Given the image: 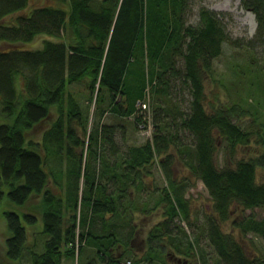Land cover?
Returning <instances> with one entry per match:
<instances>
[{
  "label": "trees",
  "instance_id": "16d2710c",
  "mask_svg": "<svg viewBox=\"0 0 264 264\" xmlns=\"http://www.w3.org/2000/svg\"><path fill=\"white\" fill-rule=\"evenodd\" d=\"M37 1L41 3L32 7ZM185 1L0 0V45H10L0 50V205L6 200L17 208L4 213L9 237L0 264L21 259L27 243L22 218L37 217L45 219L42 233L48 238L42 252L33 251L31 264H62L63 256L79 259L87 244L96 248L98 258L86 264L143 262L123 258L137 233L133 218L149 208L138 204V195L155 192L153 185L142 182L156 156H161L167 186L156 190L161 195L152 210L162 205L163 219L148 237L174 238V228L181 231L176 219L193 224L198 211L193 212L186 189L201 180L212 200V213H205L206 237L220 258L225 264H264L247 250L244 239L250 232L264 236V219H232L238 210L264 208V182L258 181V171L264 169V137L255 156H233L220 166L213 132H220L233 149L250 147L252 132L233 123L230 108L206 112L203 74L211 75L212 61L232 38L219 13L206 7L199 11V25L186 26L181 19ZM242 5L254 13L256 37L264 39V0H242ZM42 35L54 39H44L35 49L23 46ZM185 37L190 40L183 42ZM177 54L184 58L183 72L177 67ZM181 75L194 89L191 116L181 123L195 135L193 148L180 143L178 134L154 131L153 140L121 151L115 126L94 124L90 131L89 115L69 90L72 84L88 80L87 89L92 96L96 93L97 103L108 91L110 108L132 115L154 80V94L164 98L170 94L171 80ZM118 96L121 101H116ZM138 123L139 119V128ZM44 124L36 138V128ZM174 146L188 170L181 178L174 170L176 158L170 151ZM79 147L82 151L77 153ZM53 155L69 161L67 185L72 193L67 199L59 173L48 163ZM28 203L32 211L25 212ZM231 219L241 239L223 231L222 225ZM199 239L178 238L176 251L187 258L193 253L201 260L193 252L199 250ZM123 245V252L114 250ZM201 261L210 264L205 258Z\"/></svg>",
  "mask_w": 264,
  "mask_h": 264
},
{
  "label": "rangeland",
  "instance_id": "374dc122",
  "mask_svg": "<svg viewBox=\"0 0 264 264\" xmlns=\"http://www.w3.org/2000/svg\"><path fill=\"white\" fill-rule=\"evenodd\" d=\"M40 3L37 1L33 3L32 7ZM202 7L219 13L227 32L232 38L229 43L223 44L222 54L212 61L211 75L208 73L203 74L205 77L204 108L208 114L230 108L232 109L230 117L233 123L235 122L244 131L252 132L248 142L250 147L239 145L236 149H233L231 144H228V140L220 132L217 130L213 132L218 142L217 156L219 163L221 167H224L227 158L233 156L249 158L262 150L261 136L264 137V39L256 37L258 32L256 17L252 11L243 7L242 0H186L181 13V19L186 26L199 25V11ZM165 13V7L162 4L160 8L162 30H164L165 25L163 18ZM47 38L54 39L51 36L42 35L31 43H24L23 46L32 49L39 48L42 46L44 39ZM189 40V37L182 39L183 42H188ZM8 47L10 45L1 44L0 50ZM183 48H186V44H184ZM176 61L177 67L183 72V56L177 54ZM156 81L154 80L152 88V85H148L145 91V97H147V91L151 88L150 109L141 111L137 110L136 106V112L132 115H120L114 112L110 108L111 98L108 91H103V101L100 104L97 103L96 93L92 96L87 89L88 80L72 84L69 90L80 101L84 113L89 115L88 129L90 131L94 124L101 125L102 123L115 126V138L121 151H126L130 146H141L149 139H152L143 134L137 126V119L144 114L152 116L155 133L178 134L180 143L193 148L196 143L195 135L181 127L183 119L191 116L192 113L194 89L191 83L185 81L183 75L179 78L174 77L171 80L170 94L168 93L164 98H157L154 94V87L157 86ZM151 82L152 80L149 83L151 84ZM116 101H121V97L118 96ZM44 126L45 124L36 128L34 132L36 138L41 137V130ZM79 134L82 139L85 138L81 128L79 129ZM81 151L82 147L76 148L77 153ZM170 151L176 158L174 165L176 176L178 178L186 176L188 173L187 167L178 157L175 146L171 147ZM160 159L161 156H156L152 164L147 166L148 173L144 175L142 185L145 184L146 187L147 185H153L155 192L138 195V204L142 207L143 204H146L149 208L145 212L136 213L135 219L133 218V221L136 220L138 222L135 227L137 233L132 240L133 246L124 253L125 257L123 259L142 258L144 264H202L201 260L205 258L209 260L210 264H215L214 262L218 259L220 261L218 264H225L206 237L208 233L205 213H212V200L209 191L201 180H197L193 186L186 189V196L190 197L193 212L198 211L197 215H194L192 219L193 224L190 225L186 221L176 219L179 226H181V231L174 228L172 232L174 238L167 235L153 239L148 237L149 231L163 219L162 205L152 210L161 195V192L156 190L158 188L164 190L167 186L164 172L159 165ZM48 163L52 170L59 173V180L62 182L64 189L62 195L67 199L72 193V190L68 189L70 183L67 185L70 180L66 174L69 169L67 157L49 156ZM258 181L264 182V169H259ZM35 200L33 201L35 202ZM28 205L25 207L27 210L24 209L23 211H32V204L28 203ZM5 210L17 211V208H14L12 204H6V200L0 205V260L5 259L6 239L9 237V229L4 214ZM248 217H254L257 220L264 219V208L238 210L232 219ZM22 219L26 227L27 243L22 251L21 259L13 261L14 264H31L33 251L42 252L44 250V244L48 236L43 234L42 231L46 228V221L43 217H37L35 220ZM232 219L228 223L226 222L225 226L222 225V229L226 233H234L236 239H241L239 230L232 228ZM127 230L124 229V232ZM186 235L191 240L200 236L199 250H193V252L201 257V260L194 256L193 253L187 258L184 254L176 251L174 241L176 242L178 238L186 239ZM244 239L247 244V250L255 253V259L264 260V236L250 232ZM117 246L114 250L123 252L126 249L125 245L119 246V249H117ZM201 248L204 250H200ZM96 252L94 246L87 244L82 247L79 259H69L63 256L62 264H86L88 261L97 260Z\"/></svg>",
  "mask_w": 264,
  "mask_h": 264
},
{
  "label": "built area",
  "instance_id": "2783aa9c",
  "mask_svg": "<svg viewBox=\"0 0 264 264\" xmlns=\"http://www.w3.org/2000/svg\"><path fill=\"white\" fill-rule=\"evenodd\" d=\"M137 110L148 111L150 109L149 104L143 101L137 102ZM139 119V129L143 134H146L149 138H152L154 128H153V120L151 115L144 114ZM121 264H143V262L134 263L133 260L128 259L123 261Z\"/></svg>",
  "mask_w": 264,
  "mask_h": 264
},
{
  "label": "bare ground",
  "instance_id": "6f19581e",
  "mask_svg": "<svg viewBox=\"0 0 264 264\" xmlns=\"http://www.w3.org/2000/svg\"><path fill=\"white\" fill-rule=\"evenodd\" d=\"M152 88V87H151ZM151 88L147 91V97H145L144 99H141L139 101H143V102H146L148 104L151 103V99H150V95L152 94L151 93Z\"/></svg>",
  "mask_w": 264,
  "mask_h": 264
},
{
  "label": "crops",
  "instance_id": "0c3cea01",
  "mask_svg": "<svg viewBox=\"0 0 264 264\" xmlns=\"http://www.w3.org/2000/svg\"><path fill=\"white\" fill-rule=\"evenodd\" d=\"M143 205H145V204H143Z\"/></svg>",
  "mask_w": 264,
  "mask_h": 264
}]
</instances>
